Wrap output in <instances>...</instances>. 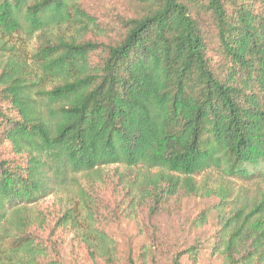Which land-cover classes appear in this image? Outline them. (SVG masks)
<instances>
[{
	"label": "trees",
	"instance_id": "1",
	"mask_svg": "<svg viewBox=\"0 0 264 264\" xmlns=\"http://www.w3.org/2000/svg\"><path fill=\"white\" fill-rule=\"evenodd\" d=\"M229 180L264 182V0H0V264H216L160 221L212 195L210 254L264 264V191Z\"/></svg>",
	"mask_w": 264,
	"mask_h": 264
},
{
	"label": "rangeland",
	"instance_id": "2",
	"mask_svg": "<svg viewBox=\"0 0 264 264\" xmlns=\"http://www.w3.org/2000/svg\"><path fill=\"white\" fill-rule=\"evenodd\" d=\"M120 4L121 7L125 6L123 3ZM107 20L111 21L112 15L108 16ZM116 167L117 166H111L110 168H107L106 172L112 174L114 168L116 170ZM116 177L117 174H115V182ZM217 179H220V177H217L216 175L210 176V183L215 187H218L221 184V181ZM225 183L227 184L225 185L227 189H233L236 192L240 190L246 193L248 197L258 196L264 191V182L258 184L245 183L241 180H229L225 181ZM97 186L100 187L101 184L98 183ZM54 198V196L47 197L43 202L38 204L35 209L56 210L57 207L54 205ZM226 205L227 207L225 209L230 208L228 203ZM220 208V199L218 195L187 197L184 200L183 207L174 215L162 216L160 220L161 225L171 237L178 240L183 245H189L192 243L202 244V261L208 259V261H212L216 264H224L221 256H212L210 254L211 249L209 247L212 236L220 227ZM201 211L207 212L208 220L204 225L199 226L194 223V219ZM144 220H146V218H144ZM145 222H147V225L151 224L148 220ZM108 230L119 240L124 254H127L131 249L133 250L134 248L140 247L141 244L146 241V238L138 231L136 222L133 220L122 219L117 223H110ZM64 251L68 257H71L70 247H66ZM185 261L188 263V259H185Z\"/></svg>",
	"mask_w": 264,
	"mask_h": 264
}]
</instances>
